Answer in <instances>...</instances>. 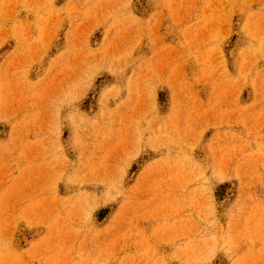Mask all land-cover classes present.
I'll use <instances>...</instances> for the list:
<instances>
[{
	"label": "rangeland",
	"instance_id": "rangeland-1",
	"mask_svg": "<svg viewBox=\"0 0 264 264\" xmlns=\"http://www.w3.org/2000/svg\"><path fill=\"white\" fill-rule=\"evenodd\" d=\"M0 264H264V0H0Z\"/></svg>",
	"mask_w": 264,
	"mask_h": 264
}]
</instances>
